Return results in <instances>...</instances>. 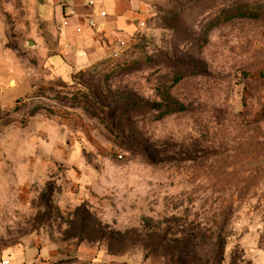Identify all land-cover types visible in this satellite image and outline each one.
I'll use <instances>...</instances> for the list:
<instances>
[{
  "label": "rangeland",
  "instance_id": "obj_1",
  "mask_svg": "<svg viewBox=\"0 0 264 264\" xmlns=\"http://www.w3.org/2000/svg\"><path fill=\"white\" fill-rule=\"evenodd\" d=\"M144 1L118 69L64 83L43 8L0 0V264H264V0ZM43 114L90 127V168L22 164Z\"/></svg>",
  "mask_w": 264,
  "mask_h": 264
},
{
  "label": "crops",
  "instance_id": "obj_2",
  "mask_svg": "<svg viewBox=\"0 0 264 264\" xmlns=\"http://www.w3.org/2000/svg\"><path fill=\"white\" fill-rule=\"evenodd\" d=\"M38 4L43 8L45 20L56 28L58 40L59 54L47 55L45 59L50 69L47 71V78L64 83L73 81V77L81 70L85 72L91 68L95 69L103 59L118 50L119 40L137 30L148 8L144 0H44ZM102 13L105 16H102ZM78 29L82 32L77 33ZM112 45L114 48L110 50L108 46L113 47ZM46 51L48 52L47 48ZM83 53H86V56H82ZM0 81V91L3 92L4 83ZM13 92L18 93V89ZM0 97H3L2 93ZM75 120L74 117L68 120H53L43 114V149L39 152L43 160L33 164L32 160L29 161L30 157H26L29 153L24 151V154H21L22 164L30 171L32 165H35V170L43 171V181L50 165L63 163L73 170L90 168L91 165L85 163V152L88 150V144L91 145V150L97 145L94 137L90 135V127H83V122L76 123ZM7 152L10 157V149H7ZM64 155L67 158H64ZM39 244L40 242L27 248L9 249L10 262L50 264L59 259L57 244L44 238L43 245Z\"/></svg>",
  "mask_w": 264,
  "mask_h": 264
},
{
  "label": "built area",
  "instance_id": "obj_3",
  "mask_svg": "<svg viewBox=\"0 0 264 264\" xmlns=\"http://www.w3.org/2000/svg\"><path fill=\"white\" fill-rule=\"evenodd\" d=\"M90 5H93V3H90ZM73 15L75 13H72ZM102 16H105L104 13H102ZM92 26V24H91ZM81 29L77 30V33H81ZM119 49L108 55L105 59H103L98 66L95 67L96 71H103V72H109L113 71L115 69H118V65L122 59V53L126 52L128 50V47L125 46L123 43H120ZM67 55V54H66ZM82 56H86V53H83ZM93 69V68H92ZM121 158V157H120ZM10 261H6L4 264H10Z\"/></svg>",
  "mask_w": 264,
  "mask_h": 264
},
{
  "label": "water",
  "instance_id": "obj_4",
  "mask_svg": "<svg viewBox=\"0 0 264 264\" xmlns=\"http://www.w3.org/2000/svg\"><path fill=\"white\" fill-rule=\"evenodd\" d=\"M37 3H43L44 0H35Z\"/></svg>",
  "mask_w": 264,
  "mask_h": 264
},
{
  "label": "trees",
  "instance_id": "obj_5",
  "mask_svg": "<svg viewBox=\"0 0 264 264\" xmlns=\"http://www.w3.org/2000/svg\"><path fill=\"white\" fill-rule=\"evenodd\" d=\"M257 16H258V15H256V16H253V18H254V17H257ZM260 79H261V80H263V79H264V77H260Z\"/></svg>",
  "mask_w": 264,
  "mask_h": 264
}]
</instances>
